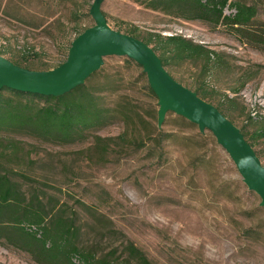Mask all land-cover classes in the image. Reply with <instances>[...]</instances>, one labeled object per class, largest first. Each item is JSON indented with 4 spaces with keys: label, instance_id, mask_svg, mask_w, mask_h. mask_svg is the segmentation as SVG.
Here are the masks:
<instances>
[{
    "label": "rangeland",
    "instance_id": "rangeland-1",
    "mask_svg": "<svg viewBox=\"0 0 264 264\" xmlns=\"http://www.w3.org/2000/svg\"><path fill=\"white\" fill-rule=\"evenodd\" d=\"M93 2L0 0V53L33 69L57 67L78 33L95 24ZM143 3L103 0L102 10L109 24L123 32L136 29L141 37L179 34L211 50L210 59L165 67L223 108L264 164V137H258L264 125V51L200 20ZM126 57H105L94 79L104 103L116 112L111 122L93 131L103 139L100 143L95 136L55 144L0 131V159L12 173L42 182L60 201L80 210L79 200L92 206L93 212L82 210L84 238L99 241L100 248L118 243V237L109 238L116 228L155 264H264L260 195L249 189L210 130L201 132L172 111L159 126V98L150 91L143 66ZM150 134L159 139L150 140ZM0 264L37 263L26 252L0 245Z\"/></svg>",
    "mask_w": 264,
    "mask_h": 264
},
{
    "label": "trees",
    "instance_id": "trees-1",
    "mask_svg": "<svg viewBox=\"0 0 264 264\" xmlns=\"http://www.w3.org/2000/svg\"><path fill=\"white\" fill-rule=\"evenodd\" d=\"M143 4L184 19L200 20L231 35L241 44L264 51V0H144ZM125 33L148 44L154 43L152 47L157 53L160 51L158 54L165 66L187 59L211 58V50L183 35L160 37L150 32L141 37L136 29ZM125 60L136 63L132 58ZM12 61L33 69L21 61ZM97 75L98 70L85 83L59 96L3 87L0 91V131L25 133L55 144L84 141L95 136L93 131L116 116L115 108L104 103L103 95L94 85ZM149 88L155 94L151 86ZM195 91L206 99L204 91ZM216 106L232 120L223 108ZM241 131L254 147L244 130ZM258 137H264V125ZM148 138L159 139L152 134ZM95 139L97 143L103 140L99 135ZM11 173L0 159V245L26 252L37 264H155L142 248L116 228L109 232V238L118 237L116 245L100 248L99 241H85L81 218L83 211L93 212L92 206L79 200L80 210L60 201L56 193L43 189L39 180L22 172Z\"/></svg>",
    "mask_w": 264,
    "mask_h": 264
},
{
    "label": "water",
    "instance_id": "water-1",
    "mask_svg": "<svg viewBox=\"0 0 264 264\" xmlns=\"http://www.w3.org/2000/svg\"><path fill=\"white\" fill-rule=\"evenodd\" d=\"M94 0L90 13L95 24L72 42L67 59L52 69L23 67L0 53V91L3 87L59 96L86 82L107 56H127L143 66L149 84L159 98V126L172 111L210 130L235 162L249 189L257 192L264 206V164L241 128L212 102L178 81L165 67L157 51L146 41L113 28Z\"/></svg>",
    "mask_w": 264,
    "mask_h": 264
}]
</instances>
